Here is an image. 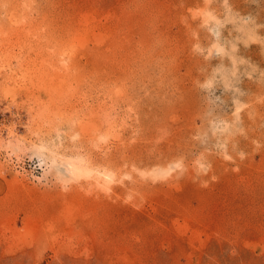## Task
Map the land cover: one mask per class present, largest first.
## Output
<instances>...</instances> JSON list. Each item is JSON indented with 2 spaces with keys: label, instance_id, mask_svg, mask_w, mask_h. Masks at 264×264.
<instances>
[{
  "label": "rangeland",
  "instance_id": "obj_1",
  "mask_svg": "<svg viewBox=\"0 0 264 264\" xmlns=\"http://www.w3.org/2000/svg\"><path fill=\"white\" fill-rule=\"evenodd\" d=\"M0 264H264V0H0Z\"/></svg>",
  "mask_w": 264,
  "mask_h": 264
},
{
  "label": "bare ground",
  "instance_id": "obj_2",
  "mask_svg": "<svg viewBox=\"0 0 264 264\" xmlns=\"http://www.w3.org/2000/svg\"><path fill=\"white\" fill-rule=\"evenodd\" d=\"M40 146V145H39ZM42 146V145H41ZM36 148V147H35ZM38 150V149H37ZM37 150H35V151H37ZM40 150V149H39ZM38 150V151H39ZM34 151V152H35ZM135 151V150H134ZM36 153V152H35ZM104 153H105V151H104ZM153 153V152H152ZM107 154H110V152L109 153H107ZM102 155V154H101ZM111 155V154H110ZM152 155V154H151ZM155 154H153V156H154ZM107 156V155H106ZM111 156H113V155H111ZM110 156V157H111ZM156 156H158L157 155V153H156ZM146 158H147V156H145ZM144 157V158H145ZM151 157V156H150ZM104 158V157H103ZM108 158H109V156H108ZM113 157H111V159H112ZM153 158V157H152ZM54 159V158H53ZM75 159V158H74ZM99 159V158H98ZM106 159V158H105ZM110 159V158H109ZM111 159H110V161H111ZM154 159H155V157H154ZM56 160V159H55ZM73 160V159H72ZM107 160V159H106ZM105 160V161H106ZM156 160H157V158H156ZM155 160V161H156ZM76 161V160H75ZM79 161H80V159H79ZM104 161V160H103ZM110 161H108V162H110ZM152 161H154V160H152ZM62 162H63V160H62ZM66 162V171L65 172H67L68 173V176L67 177H75V176H79L80 174H82V173H84V174H89L90 173V169L89 170H87V168H85V170H84V172L83 171H81L82 169L80 168L81 166L80 165H82V163H81V161H80V165L79 166H77L76 164H75V162L74 161H65ZM113 162V161H112ZM156 162H158V161H156ZM58 163V162H57ZM104 163V162H103ZM111 163V162H110ZM159 163V162H158ZM161 163V162H160ZM65 164V163H64ZM105 164V163H104ZM108 164V163H107ZM58 165V164H57ZM53 166V165H52ZM111 166V165H110ZM108 167V166H107ZM53 169H55L54 167H53ZM65 169V168H64ZM81 169V170H80ZM97 170H98V168H97ZM103 171H105L104 170V168H103ZM58 172V171H57ZM93 172H95V171H93ZM99 172V171H98ZM103 174H102V176H103V179H109L110 178V174H108V173H104V172H102ZM111 173V172H110ZM97 174V173H96ZM100 174V173H99ZM112 174V173H111ZM60 175V174H59ZM90 175V174H89ZM89 175H87V176H89ZM92 175V174H91ZM85 176V175H84ZM112 176V175H111ZM63 178V177H62ZM102 178V177H101ZM70 179V178H69ZM111 179V178H110ZM97 180H98V176H97ZM98 182H99V180H98ZM108 182H110L109 180H108ZM108 184V183H107Z\"/></svg>",
  "mask_w": 264,
  "mask_h": 264
},
{
  "label": "clouds",
  "instance_id": "obj_3",
  "mask_svg": "<svg viewBox=\"0 0 264 264\" xmlns=\"http://www.w3.org/2000/svg\"><path fill=\"white\" fill-rule=\"evenodd\" d=\"M130 199V198H129Z\"/></svg>",
  "mask_w": 264,
  "mask_h": 264
}]
</instances>
